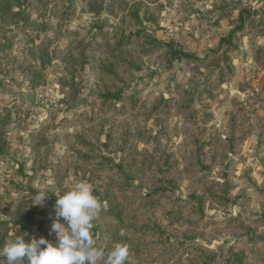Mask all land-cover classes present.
<instances>
[{"label":"rangeland","instance_id":"374dc122","mask_svg":"<svg viewBox=\"0 0 264 264\" xmlns=\"http://www.w3.org/2000/svg\"><path fill=\"white\" fill-rule=\"evenodd\" d=\"M253 1L240 22L239 3L212 21L191 17L207 1L0 0V249L55 241L56 195L87 180L96 246L126 244V264H264Z\"/></svg>","mask_w":264,"mask_h":264},{"label":"clouds","instance_id":"9594fccd","mask_svg":"<svg viewBox=\"0 0 264 264\" xmlns=\"http://www.w3.org/2000/svg\"><path fill=\"white\" fill-rule=\"evenodd\" d=\"M47 195L39 191L33 204L43 206ZM56 197V218L50 229L55 241L28 233L17 234L0 249L3 264H126L129 257L126 244L117 242L107 252L96 246L93 222L107 205L94 194L90 182H75Z\"/></svg>","mask_w":264,"mask_h":264},{"label":"crops","instance_id":"0c3cea01","mask_svg":"<svg viewBox=\"0 0 264 264\" xmlns=\"http://www.w3.org/2000/svg\"><path fill=\"white\" fill-rule=\"evenodd\" d=\"M206 1L212 3L211 6L209 7L212 10L202 9L200 11L191 12L192 13L191 17L192 18H195V14H198V16H200V17L203 15V18L207 17L209 20L213 19L212 21H216V20H220V18L224 19L226 16L231 15V12L224 13L225 11L224 12L220 11V10H222V8H218L217 5H220V4H223V3L225 5L227 3H234V4L239 3L240 4L239 8H243V7L248 6L249 3H257V1L254 2L253 0H204V1L203 0H180V3L186 5V3L190 2L195 7V6H198V5L201 6L202 3H206L207 4ZM188 10H187V12H188ZM232 13H233L232 15H234V17H235L236 15L240 14V10L239 9L233 10ZM225 19H227V17Z\"/></svg>","mask_w":264,"mask_h":264},{"label":"trees","instance_id":"16d2710c","mask_svg":"<svg viewBox=\"0 0 264 264\" xmlns=\"http://www.w3.org/2000/svg\"><path fill=\"white\" fill-rule=\"evenodd\" d=\"M222 7H224V6H222ZM244 8V7H243ZM243 8H241V10H240V22H241V20H243V18H244V14L246 13V11L245 10H243Z\"/></svg>","mask_w":264,"mask_h":264}]
</instances>
